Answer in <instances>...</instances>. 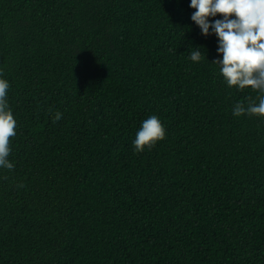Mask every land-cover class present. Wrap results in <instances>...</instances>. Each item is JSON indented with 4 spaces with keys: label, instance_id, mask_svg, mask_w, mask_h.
Returning <instances> with one entry per match:
<instances>
[{
    "label": "trees",
    "instance_id": "trees-1",
    "mask_svg": "<svg viewBox=\"0 0 264 264\" xmlns=\"http://www.w3.org/2000/svg\"><path fill=\"white\" fill-rule=\"evenodd\" d=\"M189 4L0 0V264H264V117L233 116L257 93ZM150 115L165 138L136 152Z\"/></svg>",
    "mask_w": 264,
    "mask_h": 264
},
{
    "label": "clouds",
    "instance_id": "clouds-1",
    "mask_svg": "<svg viewBox=\"0 0 264 264\" xmlns=\"http://www.w3.org/2000/svg\"><path fill=\"white\" fill-rule=\"evenodd\" d=\"M195 9L191 20L204 36L217 38L218 59L213 63L228 88L243 91L251 88L255 100L236 102L232 109L235 117H264V0H190ZM220 18H217V17ZM189 59L199 63L205 59L200 47H192ZM9 81L0 71V169L13 170L10 161V137L17 134V120L9 105ZM57 112L55 119L62 120ZM166 129L161 119L150 115L141 122L132 141L136 152L151 148L165 138Z\"/></svg>",
    "mask_w": 264,
    "mask_h": 264
}]
</instances>
